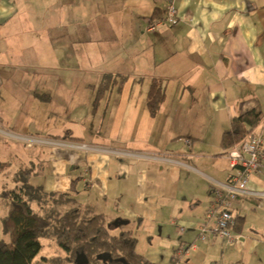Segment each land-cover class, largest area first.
Here are the masks:
<instances>
[{
	"label": "crops",
	"instance_id": "crops-1",
	"mask_svg": "<svg viewBox=\"0 0 264 264\" xmlns=\"http://www.w3.org/2000/svg\"><path fill=\"white\" fill-rule=\"evenodd\" d=\"M167 2L0 0V131L54 142L23 157L40 160L37 184L75 201L85 192L81 206L129 220L151 261L264 264L262 194L234 199L236 243L199 236L214 189L235 171L223 132L251 108L264 112V0H176L179 22L148 30ZM34 62L42 70L19 68ZM81 65L93 74L80 73ZM154 78L166 97L152 115ZM64 120L104 126L115 138L87 140ZM249 186L264 191V164ZM141 240L150 248L140 250ZM179 242L196 248L177 258Z\"/></svg>",
	"mask_w": 264,
	"mask_h": 264
},
{
	"label": "trees",
	"instance_id": "trees-1",
	"mask_svg": "<svg viewBox=\"0 0 264 264\" xmlns=\"http://www.w3.org/2000/svg\"><path fill=\"white\" fill-rule=\"evenodd\" d=\"M165 97L164 81L154 78L147 96L152 115L158 112ZM263 117L264 112L258 107L233 117L221 136V146L232 148L253 133ZM32 175L31 169H20L13 177L15 188L0 193L10 205L2 217L9 239L0 240V264H33L42 247L41 237L48 230L54 231L70 264H77L75 258L80 252L87 255V264H158L138 251V239L131 229L113 233L105 213L84 206L58 211L55 206L75 203V199L68 193L47 191L43 184H32Z\"/></svg>",
	"mask_w": 264,
	"mask_h": 264
},
{
	"label": "rangeland",
	"instance_id": "rangeland-1",
	"mask_svg": "<svg viewBox=\"0 0 264 264\" xmlns=\"http://www.w3.org/2000/svg\"><path fill=\"white\" fill-rule=\"evenodd\" d=\"M84 29L81 27V32H83ZM29 49V48H28ZM35 53H38L40 50V44H37L36 47L33 49ZM66 62H63V71L64 73H70L72 68L74 69L73 65L70 63L69 58H65ZM15 66V65H12ZM43 67V65H41ZM41 66L39 62H34L32 64H20L19 68L21 69H27L28 71L32 72H39L41 69ZM52 65H48L47 67L45 66L44 70L51 72L55 71V69L51 68ZM77 70L80 71V73H84L88 76V74H93L92 72H87V69L84 65H81L80 67H77ZM59 71V72H63ZM94 72V71H93ZM28 83V82H27ZM69 110V111H68ZM79 111L82 113L86 112V109L84 107H81ZM70 109L66 108L65 109V115H69ZM72 113V112H71ZM64 123L68 124V126H65V129H74L76 130L77 134H80V130L84 132V138L89 140L90 136H96L97 138H115L113 135L114 133L112 130L106 129L104 126L102 128L99 127H90L88 125V121H80L79 126L80 130L75 127V124L64 120ZM5 124H8V122H5ZM12 124V123H9ZM20 124V123H19ZM57 124H60L59 121H57ZM25 126V125H24ZM23 126V127H24ZM20 130H25L29 131L32 130V128L25 126V128H19ZM43 132V131H42ZM112 132V134H111ZM12 135V134H11ZM43 136V135H40ZM83 136V135H82ZM112 136V137H111ZM25 135H12L10 136L8 133L4 131H0V193L3 191H9L13 188H15V184L13 182V179L11 177V174L13 171L16 169H24V168H32L31 170L37 172L35 176L32 177L30 182L32 184H37L41 183V178L43 177L42 169L39 163L40 160L37 159H32V162H28L25 160V153L29 152L30 150H35V147L38 146H50L53 145L50 142V140H46L43 137L41 139L32 138L28 137ZM118 138V137H117ZM47 141V142H46ZM27 162V163H26ZM25 166H23V164ZM35 168V169H34ZM18 169V170H19ZM29 169V168H28ZM76 198V202H71L63 205H58L55 206V208L60 211V212H66L67 210L71 208H77L80 207L83 202L87 201V194L85 192H76L74 194ZM34 207L37 209L39 212L40 208L37 207V204L34 203ZM9 200L1 196L0 194V240H8L9 236L6 235V233L3 230V224H2V217L7 214L9 210ZM117 221V218H108V222L110 223V227L112 229L113 233H119L121 230L130 228L132 227L131 225H120V226H115V222ZM41 243L42 247L37 256L35 257L33 264H70L69 261L67 260V252L64 248H62L60 245L57 244L56 242V235L53 230H48L45 235L41 237ZM140 250L145 246L147 248H150L148 246L149 241L148 240H141L140 242Z\"/></svg>",
	"mask_w": 264,
	"mask_h": 264
},
{
	"label": "built area",
	"instance_id": "built-area-1",
	"mask_svg": "<svg viewBox=\"0 0 264 264\" xmlns=\"http://www.w3.org/2000/svg\"><path fill=\"white\" fill-rule=\"evenodd\" d=\"M179 20L176 0H168L164 15L150 19L147 29L151 31L164 24L174 25ZM187 142L190 144V140ZM227 156L235 171L227 183L214 189L205 221L199 228V236L202 240L221 237L228 243L234 244L238 240L234 233L236 217L231 210L234 199L242 194L264 195V191H253L249 186L252 174L264 164V117L253 133L228 150ZM179 230L183 233L186 227L181 226ZM193 248H196L195 244L179 242L176 257L181 258Z\"/></svg>",
	"mask_w": 264,
	"mask_h": 264
},
{
	"label": "water",
	"instance_id": "water-1",
	"mask_svg": "<svg viewBox=\"0 0 264 264\" xmlns=\"http://www.w3.org/2000/svg\"><path fill=\"white\" fill-rule=\"evenodd\" d=\"M128 222H129V220H127V219L117 218V221L114 224H115V226H120V225H125ZM75 262L77 264H87L89 262V259L84 252H80L77 254V256L75 258Z\"/></svg>",
	"mask_w": 264,
	"mask_h": 264
}]
</instances>
